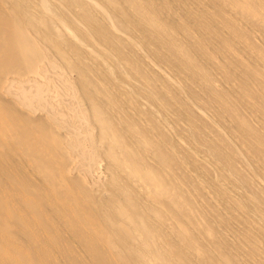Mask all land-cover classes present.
<instances>
[{
	"label": "bare ground",
	"instance_id": "6f19581e",
	"mask_svg": "<svg viewBox=\"0 0 264 264\" xmlns=\"http://www.w3.org/2000/svg\"><path fill=\"white\" fill-rule=\"evenodd\" d=\"M0 264H264V0H0Z\"/></svg>",
	"mask_w": 264,
	"mask_h": 264
}]
</instances>
